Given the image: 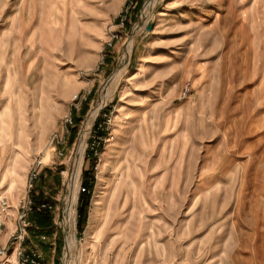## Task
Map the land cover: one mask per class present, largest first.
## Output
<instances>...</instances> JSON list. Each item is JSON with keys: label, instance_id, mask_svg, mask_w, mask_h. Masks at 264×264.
<instances>
[{"label": "rangeland", "instance_id": "1", "mask_svg": "<svg viewBox=\"0 0 264 264\" xmlns=\"http://www.w3.org/2000/svg\"><path fill=\"white\" fill-rule=\"evenodd\" d=\"M38 158L46 264H264V0H0L9 230Z\"/></svg>", "mask_w": 264, "mask_h": 264}, {"label": "built area", "instance_id": "2", "mask_svg": "<svg viewBox=\"0 0 264 264\" xmlns=\"http://www.w3.org/2000/svg\"><path fill=\"white\" fill-rule=\"evenodd\" d=\"M62 132L65 134L68 132V128L73 126V120L69 116H65L61 122ZM49 144L55 151L58 146L64 144L63 139L59 136L58 132H52L49 136ZM58 156H62L59 152ZM46 165L43 163L41 158L35 159L31 163V167L26 175L25 181V194L22 199L18 201L16 206V213L14 216V226L9 230L6 227V222L13 218L9 214L11 206L8 199L3 196L0 197V235L3 230H8V242L7 246L0 249V264H8L9 258L14 257L13 264H46L42 253L37 249H28L25 247V242L28 239V233L30 228L29 216L32 213H52L56 214L58 217V212L60 211L56 202H40L37 203L30 196L31 192L35 189V185L40 179V175L43 171V168ZM86 189L79 185L78 193H85ZM65 204V202H64ZM63 205V203H62ZM63 209V208H61ZM63 213V211H62ZM63 217V221H64ZM55 223V222H54ZM75 224L74 222L69 224L67 227H72ZM64 226L66 223L64 221ZM55 238V235L53 236ZM66 237V236H65ZM52 238V239H54ZM38 239L42 242H47L50 238L46 234L39 235ZM68 239V238H67ZM65 246L63 248L62 258L60 259V264L71 263L70 253L66 249V240Z\"/></svg>", "mask_w": 264, "mask_h": 264}, {"label": "trees", "instance_id": "3", "mask_svg": "<svg viewBox=\"0 0 264 264\" xmlns=\"http://www.w3.org/2000/svg\"><path fill=\"white\" fill-rule=\"evenodd\" d=\"M92 182L93 181L91 180V183ZM88 189H89V194L87 196L85 194H83V197L81 199V204H80V206L78 208V212H77L78 218L80 219V224H82V222H85V219L87 216V206L89 203L90 194H91V190L93 189V187L90 186V187H88ZM33 215L42 217L39 221L36 222V225H37L36 230L38 231V233L44 232V227L46 225V219H44V218L48 217V213L46 212V213H33V214H31V216H33Z\"/></svg>", "mask_w": 264, "mask_h": 264}, {"label": "crops", "instance_id": "4", "mask_svg": "<svg viewBox=\"0 0 264 264\" xmlns=\"http://www.w3.org/2000/svg\"><path fill=\"white\" fill-rule=\"evenodd\" d=\"M7 231H8V230H7ZM8 234H9V231L6 232L5 234H3V235L1 236V238H0V249H1V248H4V247L7 246V242H8ZM40 234H44V233H40ZM45 234H46V233H45ZM43 244H44V243H43ZM53 250H55V249H53ZM54 252H55V251H53V253H54ZM53 259H54V256H53ZM0 261H1V259H0ZM9 261L13 263V261H14V257L12 256L11 258H9ZM50 264H54V261H52V263H50Z\"/></svg>", "mask_w": 264, "mask_h": 264}, {"label": "bare ground", "instance_id": "5", "mask_svg": "<svg viewBox=\"0 0 264 264\" xmlns=\"http://www.w3.org/2000/svg\"><path fill=\"white\" fill-rule=\"evenodd\" d=\"M82 146H80V148H79V155L81 156V154H82ZM44 161V160H43ZM81 163V162H80ZM99 202L98 201H95L94 202V207L96 208V207H99ZM98 209V208H97ZM72 250V249H71ZM68 252H70V247H68ZM71 253V252H70ZM67 264H70V263H67Z\"/></svg>", "mask_w": 264, "mask_h": 264}]
</instances>
